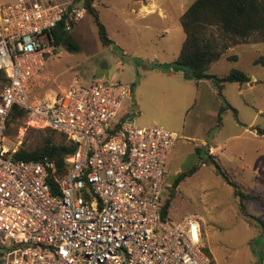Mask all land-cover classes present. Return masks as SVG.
<instances>
[{
	"label": "built area",
	"instance_id": "1",
	"mask_svg": "<svg viewBox=\"0 0 264 264\" xmlns=\"http://www.w3.org/2000/svg\"><path fill=\"white\" fill-rule=\"evenodd\" d=\"M85 14L73 0H0V70L8 78L0 88V243L10 248L3 264H211L199 215L161 216L176 136L119 114L130 84L73 77L60 92L28 97L56 49L55 31H71ZM14 105L26 126L76 144L62 177L53 162L12 157L4 140Z\"/></svg>",
	"mask_w": 264,
	"mask_h": 264
},
{
	"label": "rangeland",
	"instance_id": "2",
	"mask_svg": "<svg viewBox=\"0 0 264 264\" xmlns=\"http://www.w3.org/2000/svg\"><path fill=\"white\" fill-rule=\"evenodd\" d=\"M147 1L94 0L113 42L101 43L93 17L86 13L69 32L78 48L58 45L29 82L28 97L36 100L60 92L73 77L83 84L95 79L130 84L131 97L122 102L119 114L139 125H162L176 136L164 166L163 198L171 190L174 193L168 220L199 215L214 264H264L260 203L246 200L243 209L233 187L215 171L208 156L246 192L264 194V136L256 131L264 128V42L251 38L231 45L209 65L208 72L217 76L237 68L250 77L243 84L225 83L221 98L213 80L187 78L189 68L174 63L184 39L179 17L193 0H154L152 11L142 6ZM207 31L218 45L229 42L215 27ZM225 103L236 109V115L227 109L218 121V109ZM33 129L37 128L21 123L4 144L9 148L22 142L34 145L52 133ZM52 136L54 141L61 139L58 133ZM211 146L219 148L210 151ZM195 164H199L197 170L173 191L177 175Z\"/></svg>",
	"mask_w": 264,
	"mask_h": 264
},
{
	"label": "trees",
	"instance_id": "3",
	"mask_svg": "<svg viewBox=\"0 0 264 264\" xmlns=\"http://www.w3.org/2000/svg\"><path fill=\"white\" fill-rule=\"evenodd\" d=\"M73 1L82 2L86 8V13L93 17L101 43L105 46L110 45L113 41L109 37L105 25L99 19L98 10L93 4L94 0ZM179 23L184 32V39L174 63L189 68L190 72L185 77L193 80H213L217 87V95L221 98L225 83L238 82L243 84L250 80L246 73L237 68H232L223 76L211 74L208 69L209 65L216 61L224 50L231 45L251 38L254 42H264V0H193L180 15ZM211 27H215L221 35L226 36L229 42L218 45L212 34L207 31ZM69 32L55 31L56 49L60 44H64L68 50H76L78 48L77 44L70 38ZM233 59H236V56H233ZM259 60L261 61L262 58ZM7 82L8 78L0 70V88L5 86ZM227 109H231L236 115V109L225 103L218 109V121L221 119V114ZM25 120L26 112L19 106L14 105L6 122V136L15 135L21 123H25ZM46 129L52 133H58L61 139L54 141L52 133H49L37 144L22 142L17 148H13L14 151L11 154L14 159L53 162L56 166L58 177H62L68 171V163L65 159L76 149V144L68 140L62 133L54 129ZM34 130L42 131V129L38 128ZM256 131L264 136V128H256ZM199 149L196 148L198 151ZM208 156L214 164L215 171L233 187L234 195L238 197L240 206L243 209L246 206V200H256L264 211V194L246 192L231 174L222 169L217 161L213 160L212 155ZM198 166L199 164H195L190 169L180 172L173 182V191L178 183L196 171ZM173 194L171 190L169 196L163 198V195H161L160 213L163 219H168ZM261 223L264 229V222L261 221ZM1 248L5 249L0 251V264H3L5 253L10 248L0 243ZM205 250L211 259V264H214L213 258L206 247Z\"/></svg>",
	"mask_w": 264,
	"mask_h": 264
},
{
	"label": "crops",
	"instance_id": "4",
	"mask_svg": "<svg viewBox=\"0 0 264 264\" xmlns=\"http://www.w3.org/2000/svg\"><path fill=\"white\" fill-rule=\"evenodd\" d=\"M153 5H155L154 4V0H148L147 4H142V6L147 9V11H152L153 8L151 6H153ZM211 148H212V150H215V149H217L219 147L218 146L217 147H212L211 146Z\"/></svg>",
	"mask_w": 264,
	"mask_h": 264
}]
</instances>
